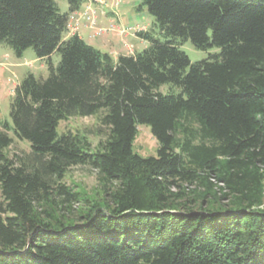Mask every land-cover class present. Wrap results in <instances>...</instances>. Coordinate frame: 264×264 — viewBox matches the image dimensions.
<instances>
[{
    "label": "trees",
    "instance_id": "obj_1",
    "mask_svg": "<svg viewBox=\"0 0 264 264\" xmlns=\"http://www.w3.org/2000/svg\"><path fill=\"white\" fill-rule=\"evenodd\" d=\"M66 1L0 0V43L60 56L0 123V264H264V0H141L168 40L139 32L149 47L116 59L64 38L86 3ZM176 39L219 51L190 63ZM94 116L95 147L56 133ZM138 125L156 156L133 152ZM78 166L100 199L64 183Z\"/></svg>",
    "mask_w": 264,
    "mask_h": 264
},
{
    "label": "rangeland",
    "instance_id": "obj_2",
    "mask_svg": "<svg viewBox=\"0 0 264 264\" xmlns=\"http://www.w3.org/2000/svg\"><path fill=\"white\" fill-rule=\"evenodd\" d=\"M61 14L68 13L69 8L66 0H54ZM107 5L98 8L96 27L104 30L100 36L94 37L95 28L90 27L89 23L81 25L79 32L80 38L88 43L94 44L96 49L103 53L109 54L116 59L120 55H134L140 53L147 47L149 43L137 36L135 31L142 30L143 33H149L154 40L164 43L168 38L163 35L156 26L154 18L147 12L142 5L141 0H119L117 8L118 17L134 31H124L115 28L110 29L111 24L102 26L99 24L100 17L104 16L101 12H112L113 2L116 0H103ZM114 11V10H113ZM114 18V16H113ZM114 20V19H113ZM121 23V22H120ZM113 38L115 45L105 49L98 42L101 39ZM93 39V40H92ZM180 51H182L189 59L190 63L206 60L210 55H214L219 50L216 48L206 51L197 50L189 40H175ZM107 48V47H106ZM60 62L59 54H53L49 60H40L37 58L33 49L24 51L21 57H17L12 49L6 43H0V123L7 122L10 124V103L13 98L15 88L29 75L34 78L45 79L49 75V66L56 68ZM166 91L165 88L162 89ZM99 132L98 117H73L66 121H62L56 128V133L60 136L63 133H80L85 135L91 145L95 147L103 138ZM13 139V144L8 150V154H21V152H29V144L26 141H20L15 138L12 132L9 133ZM158 149V144L150 132V128L146 125H138L136 137L133 142V152L141 157H154ZM64 183L73 190L81 192L87 197L98 200L101 196V188L98 185L96 173L88 167L71 168L65 178Z\"/></svg>",
    "mask_w": 264,
    "mask_h": 264
},
{
    "label": "built area",
    "instance_id": "obj_3",
    "mask_svg": "<svg viewBox=\"0 0 264 264\" xmlns=\"http://www.w3.org/2000/svg\"><path fill=\"white\" fill-rule=\"evenodd\" d=\"M107 5V3L103 0H86V3L84 4L83 8L79 11H75L71 14L68 15L67 18V26H66V35L67 36H73V35H78L81 30V25L85 24L86 22L89 23L90 27L95 28V35L94 37H98L104 30L103 28H97L96 23L97 19L95 18L98 14V8H103ZM119 6V0H116L113 2V8L111 9V13L114 16V21L113 24L117 25H112L110 26V29H122L124 31H134V28H131L127 25H123L120 23V18L118 17L117 13V8ZM114 10V11H113ZM103 15H105L104 12H101ZM143 33L142 30L138 29L135 31V33Z\"/></svg>",
    "mask_w": 264,
    "mask_h": 264
},
{
    "label": "crops",
    "instance_id": "obj_4",
    "mask_svg": "<svg viewBox=\"0 0 264 264\" xmlns=\"http://www.w3.org/2000/svg\"><path fill=\"white\" fill-rule=\"evenodd\" d=\"M100 8H101V7H100ZM113 19H114V18H113V15H112V13L109 11V12L105 13L104 16L100 17L99 24L102 25V26H107V25L111 24V23L114 21ZM120 22H121V24H124V23L122 22L121 19H120ZM64 38L67 39L68 37L65 35ZM92 40H93V39H92ZM86 43H87L88 45H90V46L96 48V47L94 46V44H91V43H88V42H86ZM98 43H99L103 48H105V49H108V48H109V49H110V48H111L110 45H115V44H116V41H114L113 38H105L104 40L101 39V41L98 42ZM106 47H107V48H106Z\"/></svg>",
    "mask_w": 264,
    "mask_h": 264
},
{
    "label": "clouds",
    "instance_id": "obj_5",
    "mask_svg": "<svg viewBox=\"0 0 264 264\" xmlns=\"http://www.w3.org/2000/svg\"><path fill=\"white\" fill-rule=\"evenodd\" d=\"M67 36V35H66ZM67 37H70V36H67ZM80 37V36H79Z\"/></svg>",
    "mask_w": 264,
    "mask_h": 264
}]
</instances>
